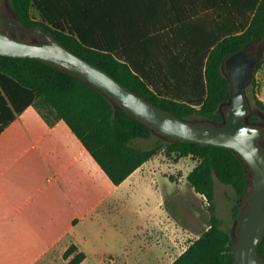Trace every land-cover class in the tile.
<instances>
[{"label": "trees", "instance_id": "obj_1", "mask_svg": "<svg viewBox=\"0 0 264 264\" xmlns=\"http://www.w3.org/2000/svg\"><path fill=\"white\" fill-rule=\"evenodd\" d=\"M167 1L174 14L166 20L161 15ZM182 1L10 0V4L21 25L43 27L67 49L152 104L188 122L221 124L229 98V80L221 65L227 55L264 35V0H201L214 18V28L184 18ZM166 32L173 36L174 48L165 52V47L158 56L151 44ZM184 37L194 48L191 52L182 44ZM253 85L249 81L246 92L264 115V101ZM31 104L49 106L113 184L160 149L197 157L186 180L207 198L208 226L171 264H234L232 229L224 225L215 202V178L234 189L236 200L247 195L250 171L234 150L163 133L165 137H157L153 145L143 146L137 139L150 138L155 130L124 107L114 106L96 85L41 58L0 55V131ZM260 120L249 110L248 123ZM259 143L264 148L262 138ZM231 212L237 220L241 214L237 201L231 203ZM76 248L70 244L64 255ZM257 254L264 259V234ZM84 255L77 252L69 263L77 264Z\"/></svg>", "mask_w": 264, "mask_h": 264}, {"label": "crops", "instance_id": "obj_2", "mask_svg": "<svg viewBox=\"0 0 264 264\" xmlns=\"http://www.w3.org/2000/svg\"><path fill=\"white\" fill-rule=\"evenodd\" d=\"M182 2L184 18L214 28L201 0ZM152 42L158 56L175 44L169 32ZM153 156L113 184L62 119L27 106L0 131V264H70V244L85 254L77 264H171L199 236L198 212L186 220L165 205L182 182Z\"/></svg>", "mask_w": 264, "mask_h": 264}, {"label": "water", "instance_id": "obj_3", "mask_svg": "<svg viewBox=\"0 0 264 264\" xmlns=\"http://www.w3.org/2000/svg\"><path fill=\"white\" fill-rule=\"evenodd\" d=\"M4 24L25 29L16 20L3 17ZM43 42L29 41L9 35L0 26V55L13 57H36L68 70L103 90L112 98L114 106H122L135 118L154 130L178 140L220 145L234 150L250 171V189L243 210L234 221L232 231L234 264H264L257 254V245L264 234V148L259 139L264 130L248 123L249 100L246 95L253 71L260 60L256 47H246L227 55L222 63L229 80L227 108L221 124L209 122L192 123L152 104L128 89L114 77L73 53L59 43L50 33Z\"/></svg>", "mask_w": 264, "mask_h": 264}, {"label": "rangeland", "instance_id": "obj_4", "mask_svg": "<svg viewBox=\"0 0 264 264\" xmlns=\"http://www.w3.org/2000/svg\"><path fill=\"white\" fill-rule=\"evenodd\" d=\"M0 7L4 8L9 18L14 17L10 0H0ZM32 16L34 18L38 17L35 10H32ZM248 47L250 49L256 47L260 53V60L258 62L259 67L256 68V70L254 71V75H252L250 81L253 80L254 82L253 87L255 90V94L264 101V35L260 39L251 42ZM224 72L226 73V68L224 69ZM246 93H247L246 94L247 98L249 100V110L253 113L259 112L262 115V112L255 107L250 91L248 90ZM227 106L228 105L225 106L224 111L227 108ZM38 107L44 110H51L49 106L44 104L43 105L40 104ZM157 137H165V136L161 132L155 130L152 137L138 138L137 142L143 146L148 147L155 143ZM97 149L99 150V148ZM105 155L108 158V155L107 154ZM153 157L163 164L167 163V165L158 166L156 170L159 169V172L161 174L168 176L170 180H175L176 182H180V183L182 182V186L178 189L181 190L182 193L178 195L179 196L178 198L166 197L165 205L169 207L175 215L185 218L186 220L190 219L192 221L191 215L189 213L190 211L198 212V220L195 219L194 221L197 222L200 231L204 230L208 226L207 200L205 202L202 197L203 196L202 194L195 193L194 191H192V187L189 185L187 181H185L186 174L196 166V164L198 163V158L192 156L191 154L181 155V156L173 152L167 154L164 149H160ZM249 189L250 186H248L247 190ZM144 190H148V188L146 189L139 187L137 189L138 192H143ZM234 194H235L234 189L230 185L224 184L221 181H219L217 178H215L216 210L218 215L224 219V225L228 228H231L232 231L235 229H234V221L232 219L231 203L233 202V200L237 201L240 212L243 210L245 205L243 201V197L236 200L234 198ZM178 200H180V203ZM71 252L74 254L77 253L75 250Z\"/></svg>", "mask_w": 264, "mask_h": 264}, {"label": "flooded vegetation", "instance_id": "obj_5", "mask_svg": "<svg viewBox=\"0 0 264 264\" xmlns=\"http://www.w3.org/2000/svg\"><path fill=\"white\" fill-rule=\"evenodd\" d=\"M4 8L0 7V16L2 17V22H0V26L11 36L13 37H17V38H23L29 41H39V42H43L46 40L45 37V33H49L46 29H44L43 27L40 26H24L25 29H20V28H14L11 24H4L3 23V17L6 16V14H4L3 11ZM9 20H15L14 17L11 18H7ZM19 33V34H17ZM250 45V44H249ZM248 45V46H249ZM257 45V44H256ZM246 47V51H249V47ZM255 114H257L260 117V121L257 123H251L257 126H260L263 130H264V115L260 114L259 112H256ZM264 140V134L261 137ZM260 138V139H261ZM248 198L244 197L243 201L244 204L248 202Z\"/></svg>", "mask_w": 264, "mask_h": 264}, {"label": "built area", "instance_id": "obj_6", "mask_svg": "<svg viewBox=\"0 0 264 264\" xmlns=\"http://www.w3.org/2000/svg\"><path fill=\"white\" fill-rule=\"evenodd\" d=\"M202 197H203L204 201L206 202L207 198L204 195ZM207 203H208V201H207Z\"/></svg>", "mask_w": 264, "mask_h": 264}]
</instances>
